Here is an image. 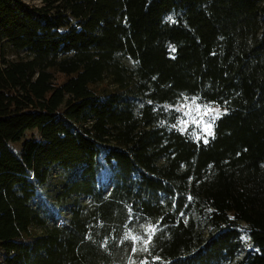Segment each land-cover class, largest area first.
Returning a JSON list of instances; mask_svg holds the SVG:
<instances>
[{"label": "trees", "instance_id": "trees-1", "mask_svg": "<svg viewBox=\"0 0 264 264\" xmlns=\"http://www.w3.org/2000/svg\"><path fill=\"white\" fill-rule=\"evenodd\" d=\"M0 250L264 264V0H0Z\"/></svg>", "mask_w": 264, "mask_h": 264}, {"label": "rangeland", "instance_id": "rangeland-1", "mask_svg": "<svg viewBox=\"0 0 264 264\" xmlns=\"http://www.w3.org/2000/svg\"><path fill=\"white\" fill-rule=\"evenodd\" d=\"M23 1L29 6H39L42 4V0H23ZM25 56L26 54L24 51H15L10 47L7 48V57L10 59H19L22 57L24 58ZM57 79L61 80L62 76L57 75ZM180 107L184 112V119L179 122V128L186 129L188 125L192 124L193 125L192 132L196 137L205 135V133L202 132V128L206 126L207 123L211 122L212 116L214 115L213 112H208V114L205 115V112L208 109H217V108L205 104L203 102H200L197 98L194 97L185 98L182 101ZM182 122H186V123H182ZM59 179L60 177L58 176V174L54 175V178L50 183L51 187H54ZM58 223H62L61 215L58 216ZM0 264H4L1 250H0Z\"/></svg>", "mask_w": 264, "mask_h": 264}, {"label": "snow or ice", "instance_id": "snow-or-ice-1", "mask_svg": "<svg viewBox=\"0 0 264 264\" xmlns=\"http://www.w3.org/2000/svg\"><path fill=\"white\" fill-rule=\"evenodd\" d=\"M169 19H171V17H169ZM174 51V49H173ZM208 112H213L214 115L212 116V120L211 122L207 123L206 126H204L202 128V132L205 133L204 137H203V143L205 145H207L209 143V140H208V137H213L214 138V133L213 131L211 130L212 129V126L213 124L215 123V121L217 119L220 118L221 116V113L219 111V109H208L206 112H205V115L208 114ZM224 114L226 115L227 114V109L224 110ZM182 123H186V122H182ZM186 129H181V131H185ZM201 137L197 136L196 139L199 140Z\"/></svg>", "mask_w": 264, "mask_h": 264}]
</instances>
